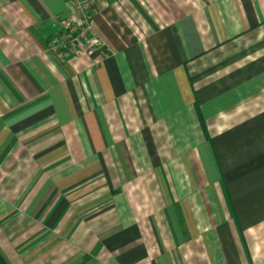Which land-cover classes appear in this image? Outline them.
Listing matches in <instances>:
<instances>
[{
    "label": "crops",
    "instance_id": "0c3cea01",
    "mask_svg": "<svg viewBox=\"0 0 264 264\" xmlns=\"http://www.w3.org/2000/svg\"><path fill=\"white\" fill-rule=\"evenodd\" d=\"M0 0V264H264V0Z\"/></svg>",
    "mask_w": 264,
    "mask_h": 264
},
{
    "label": "built area",
    "instance_id": "2783aa9c",
    "mask_svg": "<svg viewBox=\"0 0 264 264\" xmlns=\"http://www.w3.org/2000/svg\"><path fill=\"white\" fill-rule=\"evenodd\" d=\"M106 0H68L71 7L69 17L61 20L62 32L55 39V46L60 42L70 43L74 47V53H93L90 43L103 46L92 26V19L96 7Z\"/></svg>",
    "mask_w": 264,
    "mask_h": 264
}]
</instances>
